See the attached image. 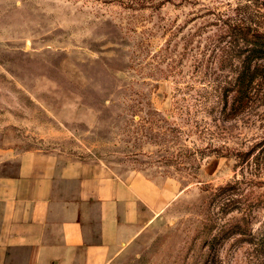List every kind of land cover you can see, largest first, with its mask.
<instances>
[{
  "label": "rangeland",
  "instance_id": "1",
  "mask_svg": "<svg viewBox=\"0 0 264 264\" xmlns=\"http://www.w3.org/2000/svg\"><path fill=\"white\" fill-rule=\"evenodd\" d=\"M135 2L0 0V141L162 187L113 264H264V83L224 113L229 64L199 54L264 0Z\"/></svg>",
  "mask_w": 264,
  "mask_h": 264
},
{
  "label": "crops",
  "instance_id": "2",
  "mask_svg": "<svg viewBox=\"0 0 264 264\" xmlns=\"http://www.w3.org/2000/svg\"><path fill=\"white\" fill-rule=\"evenodd\" d=\"M165 205L162 187L141 174L118 177L0 141V264H113L140 215Z\"/></svg>",
  "mask_w": 264,
  "mask_h": 264
},
{
  "label": "trees",
  "instance_id": "3",
  "mask_svg": "<svg viewBox=\"0 0 264 264\" xmlns=\"http://www.w3.org/2000/svg\"><path fill=\"white\" fill-rule=\"evenodd\" d=\"M135 4L145 8L173 3L172 0H136ZM246 19L238 11L219 17L218 30L208 38L206 49L199 52L212 54L222 63L229 64L230 76L226 79L229 90L221 93L219 98L224 113L230 98L232 105L239 110L244 109L251 100L253 86L259 87L264 83V29L250 25Z\"/></svg>",
  "mask_w": 264,
  "mask_h": 264
}]
</instances>
